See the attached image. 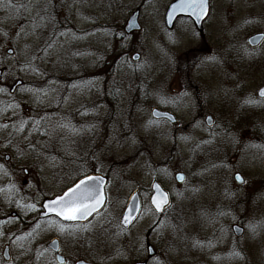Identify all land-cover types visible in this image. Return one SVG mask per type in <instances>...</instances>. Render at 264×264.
<instances>
[{"label": "rangeland", "instance_id": "1", "mask_svg": "<svg viewBox=\"0 0 264 264\" xmlns=\"http://www.w3.org/2000/svg\"><path fill=\"white\" fill-rule=\"evenodd\" d=\"M173 1L57 0L55 19L40 30L39 38H16L20 26L29 24L31 18L26 14L16 22L0 24V29L11 28V38L0 40V88L4 89L0 93V124L7 121L9 125L8 130L0 131V143L7 136L21 148L35 143L37 150L29 151L21 160L14 147L0 148V163L12 175L16 167L33 172L35 177L29 182L32 191L25 193L21 188L24 194L15 192L18 197L15 200L37 206L41 201L38 190L41 183L46 195L55 196L83 175L81 169L88 174H110L109 203L101 216L106 219L102 228L91 232L95 258L108 249L123 253L114 259L125 264L136 257L145 259L147 253L137 251L142 236L164 264H264V227L253 238L244 219L264 220L262 193L251 196L249 191L264 190V108L240 107V101L248 95L257 98V90L264 85V45L250 50L245 41L249 33L263 25L248 16L247 8L264 7V1L216 0L218 4L233 5V9L216 7L215 26L209 28L215 32L212 36L215 55H223L225 60L220 65H199L201 59L209 56L202 50L210 48L211 41L202 47L201 38L190 23L180 20L172 31L166 29L164 16ZM136 10L141 11V31L126 35L121 42L112 34L123 31L127 19ZM6 15L0 11V20ZM245 19L252 23L245 24ZM228 22H233L231 30ZM233 32L236 37L231 41L229 36ZM50 38L54 44L45 53L41 49ZM242 48L254 52L255 58H239L236 49ZM24 49L29 54H39L41 59L36 61V66L44 73L43 77L20 71V65L28 58ZM9 50L13 51L11 55ZM135 53L141 56L138 62L131 61ZM18 80L24 81V86L10 96V88ZM52 80L54 84L49 83ZM73 84L80 87L73 88ZM38 87L48 89L49 95L34 96L22 91ZM182 88H188L194 97L199 95L195 109L161 104L157 99L159 92L175 95ZM153 108L175 111L181 126L171 128L154 121L150 115ZM202 111L211 114L219 125L212 130L216 133L214 137L209 136L203 122L193 126L194 121L201 120ZM80 112L87 115L81 116ZM65 117L78 127L95 123L97 128L94 133L77 137L70 146L67 141L63 146L56 140L49 141L33 130L36 120L50 128ZM21 120L29 122L24 132V135L31 133L27 140L24 135L12 132ZM150 121L151 126L146 127ZM228 133L239 142H230ZM64 147L75 154H66ZM37 152L43 155L38 157ZM52 157L54 161L50 160ZM163 169L166 171H158ZM177 173L186 175L183 188L175 182ZM236 173L247 180V185L236 184L233 179ZM154 180L172 196L173 207L163 218L165 224L177 226L175 232L166 228L161 230V235L151 228L155 216L149 210L148 193ZM194 188L198 191L193 192ZM136 189L141 190L143 219L131 229L130 235L110 237V233L116 232L117 216ZM229 190L235 195L230 196ZM177 193H182V197L178 198ZM19 210L24 215L31 213ZM221 211L230 214L217 217ZM202 213L208 214L207 219ZM233 225L244 228L243 237L234 236ZM98 226L93 225L92 230ZM20 228L27 234L34 231V228L17 227ZM197 240L205 245L215 241V246L195 247ZM17 243L11 250L12 262L7 264H22L23 255ZM234 247L243 249L245 260L230 257Z\"/></svg>", "mask_w": 264, "mask_h": 264}, {"label": "snow or ice", "instance_id": "2", "mask_svg": "<svg viewBox=\"0 0 264 264\" xmlns=\"http://www.w3.org/2000/svg\"><path fill=\"white\" fill-rule=\"evenodd\" d=\"M151 2V0H149ZM57 0H21V2H14V0H0V11L7 13L3 20H0V24H6L9 20L16 22L22 18L25 14L30 17L28 25L20 26L19 30L15 33L17 39L24 36H37L39 38V32L41 29L46 28L47 24L55 19L54 9L56 6ZM210 0H178V2L170 5L169 10L165 15V22L171 24L173 21L178 22L177 17L179 16H188L193 18V22L199 23L205 18H211L210 16ZM245 24L252 23V20L245 19ZM127 27V25H126ZM30 28V31L27 30ZM135 34V33H133ZM60 35H65V33H60ZM113 36L120 38L121 42L126 39L125 32L121 31L119 33H113ZM11 38V28L0 29V40L10 39ZM264 40V35L255 37L252 40L248 41L250 45H256L258 41ZM54 40L51 38L46 44L44 49L41 51L47 53L49 49L53 47ZM25 55L28 56L27 60L20 65V71H31L32 74L43 77L44 73L36 66V61L41 59L39 54H29L27 49L22 50ZM239 58L241 59H253L255 58L254 52H249L247 48L236 49ZM229 54H231L229 52ZM136 61L140 60V56L135 57ZM225 62L223 55L206 57L199 61V65L212 64L220 65ZM198 65V66H199ZM138 67H143L142 65H137ZM49 83L54 84L55 81H49ZM92 82H89L91 84ZM73 88H78L80 85L73 84ZM22 91L30 93L34 96H39L41 93L44 96L49 95L48 89L43 87L38 88H25ZM4 92L3 88H0V93ZM225 95H227V90H225ZM259 98H255L253 95H248L242 101H240V107H253V108H264V88L258 90L257 93ZM157 99L161 104H172L177 107L187 106L190 109H195L197 101L200 99L199 95L193 96L192 92L188 88H182L175 95H168L163 92L157 93ZM207 99V97H205ZM59 106V105H58ZM81 116L87 115L85 112H80ZM152 116L157 122L163 120L166 123L175 124V117L167 113H161L158 110L152 111ZM201 122L205 123L209 128V136L214 137L216 133L212 131L214 128L219 127L216 124L213 116L209 115L204 121H194L193 126H197ZM29 122L21 120L17 125L12 128V132L24 135L25 128L28 126ZM152 122L150 121L146 127H150ZM44 128L41 131V128ZM97 125L95 123L89 125L77 126L72 122L70 118H62L57 121L52 127H44L41 124L40 120L33 122V130L39 133L41 136L48 137L49 141L56 140L62 146L64 142L67 141L68 145L76 143L77 137H82L85 134L94 133ZM9 129L8 124H0V131H6ZM28 135H31L29 133ZM28 135H24V139H28ZM11 136V133H9ZM227 138L232 143H238V139L235 135L228 133ZM181 139H189L188 137H181ZM210 141H204V143H209ZM132 143L135 144V139L132 140ZM46 146V145H45ZM15 148L17 157L21 160L25 159L28 152H36V145L32 143L26 145L24 148H21L19 144H13V140L9 137L4 138V142L0 143V148ZM66 154L74 155L75 153L69 151L67 147H64ZM43 155L42 152H37V156ZM54 157L50 160L54 161ZM223 166V165H222ZM213 167L217 165L213 164ZM26 171L27 169H22ZM83 175L78 179V182L70 186L66 191L61 193L58 196H55L51 200H47L40 204V207H37L36 203L24 204L15 200L13 195H8L6 197L9 204L15 203V206L25 212L39 213L37 218V223L34 227L32 233H28L25 236H19L16 238L17 247L20 249V253L23 256H26L30 249L22 241H27L28 244H31L37 235L40 233V219L43 217L52 218L49 222H46L44 231H53L57 234V239L52 241L49 245L50 249H55V252H61V249L58 247L60 243V238H64L69 243H75L79 240L84 239L83 233L92 231L91 220L96 219V217L101 215V209H106L107 204L109 203V198L105 194V185L106 181L102 175H89L86 170L81 169ZM166 171V169L158 170ZM207 171V169H205ZM0 174L6 176L11 181L12 173L9 172L8 168L4 163H0ZM177 179L182 183L185 181V176L183 173H180L177 176ZM236 184L240 186L247 185V180L239 173H236L233 177ZM12 187H15V184H12ZM239 190V189H238ZM5 189L0 188V193L4 192ZM193 192L198 191V189H192ZM251 196H256L257 192H261L262 195L260 198H264V190H252L249 189ZM150 199L148 200L149 210L152 211L155 216V223L151 225L153 231L160 232L163 235L162 229L172 228L175 232L177 226L171 223L165 224L164 218L160 215L163 213L165 216L172 209V203L169 198V194L161 188L159 183L153 182L150 192L148 193ZM229 195L234 196L235 193H232L229 190ZM177 197H182V193H177ZM133 203L130 207L126 208L124 213L119 219L118 230L114 233H110L111 236L119 237L123 234H129L131 229L139 224L143 219V213L140 209V201L138 197L133 196ZM230 213H225L223 211L217 213V217L229 215ZM203 218L207 219L208 214L202 213ZM91 218V219H90ZM233 219H236L233 217ZM246 223L247 230L252 234L253 238L259 234V230L264 227V220L253 221L248 217L244 218ZM88 221L87 224L83 222ZM111 223V221H108ZM103 221L101 222V225ZM3 226L0 225V238L4 236ZM236 232H243L244 229L241 227H236L233 229ZM223 231L221 232V236ZM91 246V245H89ZM195 247L203 248L214 247L215 241H208L207 245L197 240L194 242ZM48 249H44L38 253V257H43L45 252ZM138 253L144 254L147 253L144 264H148L149 259H153L154 264H164L162 259L156 258L154 253V248L149 247L145 244L144 238L141 236L138 241ZM119 253V250H118ZM123 254V253H119ZM231 258L238 260H245V254L243 249L233 248L230 253ZM52 264H68V260L64 255H56Z\"/></svg>", "mask_w": 264, "mask_h": 264}, {"label": "flooded vegetation", "instance_id": "3", "mask_svg": "<svg viewBox=\"0 0 264 264\" xmlns=\"http://www.w3.org/2000/svg\"><path fill=\"white\" fill-rule=\"evenodd\" d=\"M173 2H175V0ZM173 2H171L169 4V6ZM216 7H232V9H233V5H229V4H225V3L224 4H218V3H216V0H210V9H211L210 16H211V18H207L205 20L201 30H198L195 27L194 23L188 18H180V19H178V22L180 20H185V21H187L188 23L191 24V26L195 29L197 35L201 38V42L200 43H201L202 47L205 45V42H207L208 40L211 41L210 48L205 47L204 50H202L203 54H205L207 52V55H209V56H206V57L216 56L215 55L216 51L214 50L215 41L212 40V36L215 34V32L214 31H209L210 25H212L211 27L215 26L214 25L215 21H213V20H215L216 15L218 16L217 11H216ZM247 9H250V14H248V16H250V17L256 19L257 21H260V22L263 23L262 27H259L258 30L252 31L251 34L249 33L248 37L245 40L246 44H247V46H248V48L250 50H257V49L261 48L264 45V40H262L256 46L248 44V41L253 36H255L257 34L264 35V7H249ZM228 23H229L228 28L231 30V28H232L231 26H233L232 25L233 22H228ZM176 24H177V22H175V25H174L173 29L175 28ZM172 30H168V31H172ZM235 37H236L235 32L232 33V36L231 35L229 36L231 41H233V39H235ZM258 90L256 92L257 98H259L258 95H257ZM200 105H201V103H200ZM200 107H202V106H200ZM156 109H158V108H156ZM158 110H160V109H158ZM160 111L171 113L176 118V123L175 124L166 123L165 121H159L160 123L167 124L171 128H175V127L181 126V125H179L180 124V119H179V117H178V115L176 114L175 111H172V110H160ZM209 115H211V114H208V113L202 111L200 113V116H199L200 119H201L200 121H202V120L204 121L206 119V117L209 116ZM5 123H7V121H5ZM204 125L206 126V128H208V126L205 123H204ZM4 160L6 161V157H5ZM16 169H17L16 172L11 177V181L6 176H0V188L5 189L4 192L0 193V225L3 226L2 230L4 232V236L2 238H0V250L2 252L0 254V263L3 262V263H6V264L12 262L11 250L15 246V242L17 241L16 238L19 237V236H25L27 234L24 228L17 229V227H19V226L20 227H24L25 226L26 229H27V227L34 228L36 223H37V218L39 216V213H32V212L30 213V215L29 214L24 215L23 212H21L19 209H17L16 206H14L15 203L9 204L7 202L6 197L8 195H13L15 197V199H17L18 197H16V193L15 192H17V194H19L20 192L22 194H24L23 190H24L25 193H30V191H32V189H33L32 184H29L30 181L31 182L33 181L32 178L35 177L33 172L30 171V170L23 171L20 167H16ZM21 170H22V174H21ZM92 174L102 175V174H98V173H90L89 175H92ZM13 176L15 178H13ZM102 176L107 181L106 182V186H105V194L107 196V186H108V184L110 182L111 175L110 174H106V175H102ZM184 176L186 178L185 174H184ZM22 177L24 179H20ZM77 181L78 180H76L74 183H76ZM153 182H158L163 187V189L169 194V198H170V201L172 203V196L169 193V191H167L166 188L159 181L154 180ZM153 182H152V184H153ZM175 182L177 183L176 180H175ZM185 182H186V179H185V181L183 183H180V184L177 183V184L179 185V187L183 188V186L185 185ZM13 183L15 184V187H14L15 189L12 187ZM152 184H151V187H152ZM42 186H43V184L41 183L39 188H38V190H39V192L41 194L40 195L41 201L39 202V204L37 206L38 208L40 207L41 203H43V202H45L47 200H51L55 196H58V195H55V196L46 195V193L42 189ZM151 187H150V190H151ZM136 192L139 194L140 199L142 201L141 190L140 189L134 190L129 195L121 215L117 216V219H116V220H118L117 226L119 225V219L122 216V214L124 213V210H125V208H126V206L128 204V201H129L130 197L132 196V194H134ZM149 199H150V197H149ZM103 210L101 211V215L100 216L96 217V219H94V220H91V228H92L93 225H96V224H98L99 226L95 227V229H93L90 232L83 233L84 239L79 240L78 242H75V243H69L64 238L61 237L60 238V243L58 244V247L61 249V252H59V253H57V252H55V250L49 248L50 243L57 239V234L55 232H53V231L45 233V231L42 230V229H44L46 222H49L52 218H50V217L41 218L40 219V233H39V235L36 236L35 240L31 244L26 243V246L30 249V251L28 252V254L26 256L22 257L23 258L22 264H52V262L54 261L56 255H64L67 258V260H68V264H125V262H122L119 259H114L115 256L118 254L117 250L116 251H111V250L106 249L105 250L106 252L103 251L102 253H100L99 258H95L93 256V249L89 245H91V239H92V236L94 235V234L92 235L93 231L96 233L100 228H102V226L104 224V220L106 218L105 219L104 218L101 219V216L104 213ZM225 210H227V209L225 208ZM141 212H143V201H142V210H141ZM161 216L163 217L164 214H162ZM102 221H103V224L101 225ZM87 223H88V221L84 222V224H87ZM233 226H239V225H233ZM233 226L231 228L232 232H233ZM239 227H241V226H239ZM241 228H243V227H241ZM115 230L117 231L118 227ZM233 234H234V232H233ZM123 235H126V234H123ZM243 235H244V231H243ZM243 235L241 237H243ZM234 236H235V234H234ZM241 237H236V238H241ZM104 238H106V237L104 236ZM185 238H186V233H185ZM147 246L154 248L150 243H148ZM44 249H48V251L45 252V255L43 257L37 258L38 257V253L40 251L44 250ZM5 251H8V256L10 258L9 261H6L5 258H4ZM156 254H157V251L155 250L153 255L156 257ZM134 259L135 260H133L132 262H129L128 264H144V260H145L144 258L136 257ZM152 260L153 259L148 260V264H151ZM31 262H33V263H31Z\"/></svg>", "mask_w": 264, "mask_h": 264}, {"label": "water", "instance_id": "4", "mask_svg": "<svg viewBox=\"0 0 264 264\" xmlns=\"http://www.w3.org/2000/svg\"><path fill=\"white\" fill-rule=\"evenodd\" d=\"M176 2H178V0H176L174 3H176ZM173 4V3H172ZM171 4V5H172ZM170 8V7H169ZM169 8L167 9V11L169 10ZM166 11V12H167ZM140 11L139 10H137V11H135V12H133L132 13V15L128 18V20H127V22H126V25H127V27H126V25H125V27H124V32H125V34L126 35H130V34H132V33H137V32H140L141 31V24H140ZM166 15V14H165ZM180 17H184V18H189L192 22H193V18H191V17H188V16H179V17H177V20H178V18H180ZM207 18H205V19H203L202 21H200L199 23H195V22H193L194 23V25H195V27L198 29V30H201L202 29V26H203V23L205 22V20H206ZM175 22L176 21H173L171 24H169V23H166L165 22V18H164V23H165V26H166V28L168 29V30H172L173 29V27H174V25H175ZM262 34H257V35H255V36H253L250 40H252V39H254L255 37H258V36H261ZM262 40H260V41H258V43L257 44H259L260 42H261ZM256 44V45H257ZM256 45H253V46H256ZM13 52L11 51V50H9L8 51V54H12ZM137 55H139L138 53H135V54H133L132 55V57H131V60L133 61V62H138V61H136L135 60V57L137 56ZM140 56V55H139ZM140 58H141V56H140ZM1 76H2V71L0 70V82H1ZM22 85V81H17L12 87H11V89H10V91H9V93H10V95H14L15 94V92H16V90L18 89V87L19 86H21ZM261 88H264V85L261 87ZM260 88V89H261ZM154 110V109H153ZM152 110V111H153ZM155 110H158V109H155ZM152 111H151V116H152ZM159 111V110H158ZM161 113H167V114H169V115H172V116H174L173 114H171V113H168V112H162V111H160ZM175 117V116H174ZM152 118L155 120V118L152 116ZM175 120H176V118H175ZM180 173H178V174H176V176H175V179H176V181H177V183H182L181 181H179L178 179H177V176L179 175ZM184 175V174H183ZM105 179V178H104ZM105 181H106V179H105ZM78 182V181H77ZM107 182V181H106ZM156 183H158V182H156ZM106 186V185H105ZM161 188L163 189V187L161 186ZM164 190V189H163ZM165 191V190H164ZM133 196H136V197H138V199H139V201H140V209L142 210V201H141V199H140V196H139V194L136 192V193H134V194H132V196L130 197V199H129V201H128V204H127V206H126V208H128V207H130L131 206V204L133 203ZM125 208V209H126ZM102 210V209H101ZM125 211V210H124ZM163 213H161L160 215H162ZM91 219V218H90ZM85 222H87V221H85ZM84 223V222H83ZM236 227H239V226H233V229H235ZM233 232H234V234H235V236L236 237H241L242 235H243V232H236V231H234L233 230ZM53 250H55V249H53ZM4 258H5V260L6 261H9V256H8V251H5V253H4Z\"/></svg>", "mask_w": 264, "mask_h": 264}]
</instances>
